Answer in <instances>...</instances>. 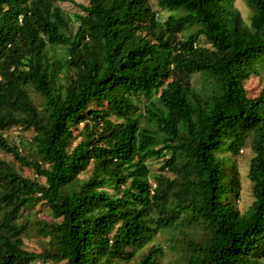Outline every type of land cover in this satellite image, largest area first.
<instances>
[{
  "label": "trees",
  "instance_id": "16d2710c",
  "mask_svg": "<svg viewBox=\"0 0 264 264\" xmlns=\"http://www.w3.org/2000/svg\"><path fill=\"white\" fill-rule=\"evenodd\" d=\"M81 1L0 0V264H264V0Z\"/></svg>",
  "mask_w": 264,
  "mask_h": 264
},
{
  "label": "rangeland",
  "instance_id": "374dc122",
  "mask_svg": "<svg viewBox=\"0 0 264 264\" xmlns=\"http://www.w3.org/2000/svg\"><path fill=\"white\" fill-rule=\"evenodd\" d=\"M74 3L69 2V3H60V7L67 13L69 17H73L76 14H81V10L79 8V5H86L87 3L81 0H72ZM150 4L152 5L153 9L159 13L158 19L161 22H164L168 19V17L172 14L168 11L160 10L158 8L157 0H150ZM235 8L238 9L243 18L244 21L249 24L250 19L252 16V12L246 3L245 0H236L235 1ZM71 22L74 26V29L78 26V23L75 22L74 18H71ZM200 44L203 45V38L200 39ZM61 50H58L60 52ZM259 81L261 82L262 85H264V74L260 79L255 78L251 81L250 87L259 85ZM202 84V79L199 75H196L192 79V86L195 89H199ZM91 107L93 109L99 110L103 115H105L108 118H111V109L112 106L109 104L102 102V101H95L92 103ZM74 135L77 137V140L74 143V146H76L81 139L84 138V133L81 130H76L74 132ZM6 136L10 139L12 142H16L18 145H21V141L24 142V144H27L28 141H30V134L29 133H24L19 129H12L9 132L6 133ZM226 157H232L235 158L236 161V166L238 169V172L240 173V181H241V192H240V199L238 202L239 209L241 210L242 213H245L248 211L249 207L251 206L253 202V196H252V184L250 180L248 179V172L250 168V161L254 156L253 151L249 147H243L240 150V153L237 157H234L232 154L229 153H222ZM0 159L5 160L8 162H13V157L11 155L6 154L5 152L0 150ZM159 167V162L155 161L153 162V171H157ZM19 169V167L17 166ZM25 173L29 176H34L32 172H29L28 170L25 171ZM83 176L82 178H84ZM38 215L41 216L42 218L49 219V215L45 211V209L39 210ZM157 242L160 243L161 245H166L164 237L159 236L157 238ZM25 245L26 248L30 251H40V247L37 243L36 238H28L25 240Z\"/></svg>",
  "mask_w": 264,
  "mask_h": 264
},
{
  "label": "built area",
  "instance_id": "2783aa9c",
  "mask_svg": "<svg viewBox=\"0 0 264 264\" xmlns=\"http://www.w3.org/2000/svg\"><path fill=\"white\" fill-rule=\"evenodd\" d=\"M157 16H159V14Z\"/></svg>",
  "mask_w": 264,
  "mask_h": 264
}]
</instances>
